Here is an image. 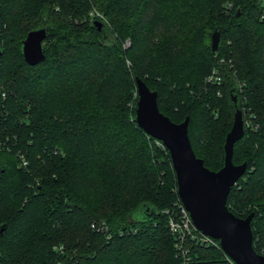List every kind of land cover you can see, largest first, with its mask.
Masks as SVG:
<instances>
[{
  "label": "trees",
  "instance_id": "16d2710c",
  "mask_svg": "<svg viewBox=\"0 0 264 264\" xmlns=\"http://www.w3.org/2000/svg\"><path fill=\"white\" fill-rule=\"evenodd\" d=\"M37 27L44 58L29 65L19 45ZM135 76L171 121L187 116L210 170L240 109L245 169L225 204L252 212L264 254V1L0 0V264H233L216 239L177 253L174 173L134 121Z\"/></svg>",
  "mask_w": 264,
  "mask_h": 264
},
{
  "label": "water",
  "instance_id": "95a60500",
  "mask_svg": "<svg viewBox=\"0 0 264 264\" xmlns=\"http://www.w3.org/2000/svg\"><path fill=\"white\" fill-rule=\"evenodd\" d=\"M97 28L100 22L94 21ZM44 28L37 27L26 32L19 49L23 61L29 65L43 60L41 40ZM218 33L210 35V49L215 50ZM134 121L146 135L160 141L167 151L174 173L176 195L187 211L193 227L203 235L218 242L219 249L233 264H264V254L252 247L249 221L252 212L238 217L225 204L229 188L243 173L245 163L234 164L231 160L235 141L243 135L240 109L233 111L232 121L224 135L222 165L210 170L202 159L195 156L187 135V116L179 122L171 121L156 105V93L138 77H134ZM232 101L235 97L232 96Z\"/></svg>",
  "mask_w": 264,
  "mask_h": 264
},
{
  "label": "built area",
  "instance_id": "2783aa9c",
  "mask_svg": "<svg viewBox=\"0 0 264 264\" xmlns=\"http://www.w3.org/2000/svg\"><path fill=\"white\" fill-rule=\"evenodd\" d=\"M264 1V0H261ZM206 81L215 80L218 81V76L214 71L210 72L205 77ZM167 214L166 225L168 232L175 238L174 246L177 253L183 254L184 250L182 248V243L188 237L192 241H196L204 244H216L215 240L207 235L201 234L197 231L189 218L187 211L182 207L180 202L176 205L172 211H164ZM96 230H104L105 227L102 223L97 225H90Z\"/></svg>",
  "mask_w": 264,
  "mask_h": 264
},
{
  "label": "rangeland",
  "instance_id": "374dc122",
  "mask_svg": "<svg viewBox=\"0 0 264 264\" xmlns=\"http://www.w3.org/2000/svg\"><path fill=\"white\" fill-rule=\"evenodd\" d=\"M126 43H127V41H126ZM244 122H245V119H244ZM258 253H261V252H258Z\"/></svg>",
  "mask_w": 264,
  "mask_h": 264
}]
</instances>
